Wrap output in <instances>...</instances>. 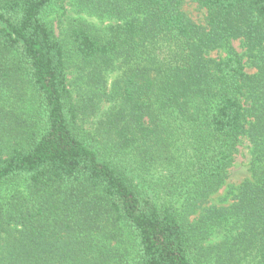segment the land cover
I'll return each instance as SVG.
<instances>
[{
    "label": "trees",
    "instance_id": "1",
    "mask_svg": "<svg viewBox=\"0 0 264 264\" xmlns=\"http://www.w3.org/2000/svg\"><path fill=\"white\" fill-rule=\"evenodd\" d=\"M55 1L0 0V264H264V0H194L205 27L183 0H78L118 22L67 40ZM242 137L250 177L209 204Z\"/></svg>",
    "mask_w": 264,
    "mask_h": 264
},
{
    "label": "rangeland",
    "instance_id": "2",
    "mask_svg": "<svg viewBox=\"0 0 264 264\" xmlns=\"http://www.w3.org/2000/svg\"><path fill=\"white\" fill-rule=\"evenodd\" d=\"M181 9L194 23L204 27L207 26L206 10L201 8L194 0H183ZM46 18L52 24L55 34L62 40H67V31L69 27L74 24V20H83L93 25L98 31L105 30L108 25L118 22L115 19H108L107 17L96 16L86 11L79 10L78 0H56L47 10ZM232 44L233 47L243 55L245 70L249 73H253L255 68L245 55V48L242 40H233ZM206 56L215 59L222 58L225 56V51L222 49L210 50L207 52ZM67 62V81L74 97L75 93L83 92L82 90L86 88L84 81L85 77L81 74V66H84V64L80 59L74 57L70 51ZM119 72V69H115L105 73L107 89L110 88L113 80L119 76ZM109 105V102H101L95 115L85 118L82 124L83 128L91 129ZM250 158L249 142L246 137H242L238 145V151L235 153L234 161L227 170L226 180L218 191L209 197V204L223 206L232 202V194L235 191V187L243 180L250 177Z\"/></svg>",
    "mask_w": 264,
    "mask_h": 264
}]
</instances>
